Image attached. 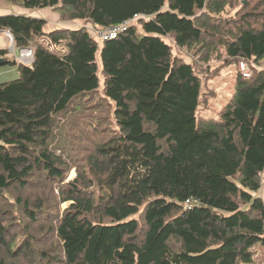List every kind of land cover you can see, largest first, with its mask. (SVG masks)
<instances>
[{
  "label": "trees",
  "instance_id": "1",
  "mask_svg": "<svg viewBox=\"0 0 264 264\" xmlns=\"http://www.w3.org/2000/svg\"><path fill=\"white\" fill-rule=\"evenodd\" d=\"M10 1L131 23L100 45L87 24L0 15L34 52L26 65L0 47L20 71L0 83V264H264V0ZM166 38L200 64L254 65L218 118L198 117L202 80ZM98 52L89 108L111 109L86 118Z\"/></svg>",
  "mask_w": 264,
  "mask_h": 264
},
{
  "label": "rangeland",
  "instance_id": "2",
  "mask_svg": "<svg viewBox=\"0 0 264 264\" xmlns=\"http://www.w3.org/2000/svg\"><path fill=\"white\" fill-rule=\"evenodd\" d=\"M168 7V3L166 4V8ZM52 11L55 12L59 19L57 20V24H61L58 26H53L51 28L49 20H50V15L46 14V16L41 17L45 18L48 20V27L47 30L55 29L57 27H67V28H72L76 26H81L84 24H87L88 28L90 29L91 34L98 40V42L101 45V42L103 40L101 39L100 35L102 32V28L98 27L96 28L92 23H88L87 21H83L80 23V21H66V20H61L60 14L52 8ZM136 21V20H135ZM9 30H3L0 33V46L1 48L7 49L8 55L12 58L15 59L18 63H23L26 65H29L32 63V61H25V60H20L19 55H20V49L14 46V49H11L9 42L4 40V36ZM6 38V36H5ZM166 42L169 44L173 45V55L175 56H183V58L187 62H194L195 67H196V73L199 75V77L202 80V89H201V97H200V103L198 106L197 114L199 118H218L221 109L225 106L227 103L229 97H231L235 91V80H236V74L239 70V62L238 65L236 66L233 63H228L225 62L224 59L218 60L214 59L210 62H205L204 64H200V61L197 59H192L191 55L188 53H185L181 51L172 41L171 38H166ZM37 42L40 44H43L45 47L50 49L53 52L60 53L61 51H64L66 49L65 43L62 42L60 43H54L50 37L43 35L40 37H37ZM15 45V42H14ZM98 62L100 64V78H101V87L100 90L97 92V95L95 96L94 100L90 101H85V97L82 102L83 107L82 111L83 114L86 115L87 117H105V113L107 111H110L111 107L107 106L105 108H102L100 111H98L95 108L96 112L91 111L89 108V105H92L93 102L99 101L100 99L103 98L102 95V89H103V84H104V75L101 73V57L98 52ZM247 66L252 70L254 65L251 63L247 62ZM252 75V74H251ZM20 77V71L18 70L17 65H0V83L9 81V80H14ZM79 110V109H78ZM81 111L79 110L78 113H76L74 116H66L65 118L62 119L61 125L62 130L66 128L67 126L71 127H77L75 124H78L80 122H75L73 118L75 116H78ZM96 119V118H95ZM76 130V128H75ZM75 175V172L72 171L70 178H73ZM264 178V177H263ZM258 194V193H257ZM68 204H63L62 207L66 208ZM262 246H258V250L261 249ZM259 253V252H258ZM257 253V257L259 258Z\"/></svg>",
  "mask_w": 264,
  "mask_h": 264
},
{
  "label": "built area",
  "instance_id": "3",
  "mask_svg": "<svg viewBox=\"0 0 264 264\" xmlns=\"http://www.w3.org/2000/svg\"><path fill=\"white\" fill-rule=\"evenodd\" d=\"M131 21H125L123 24H119L113 27L104 28L101 32V39L103 41L116 38L122 31H125L126 28L130 25ZM6 40L9 42L11 49H14V37L10 31H7L5 34ZM20 60H25L27 62L33 61L34 52L33 48H21L20 49ZM239 70L245 77H250L252 74V70L247 66V61L241 60L239 61ZM192 200H187L186 205L189 206Z\"/></svg>",
  "mask_w": 264,
  "mask_h": 264
},
{
  "label": "crops",
  "instance_id": "4",
  "mask_svg": "<svg viewBox=\"0 0 264 264\" xmlns=\"http://www.w3.org/2000/svg\"><path fill=\"white\" fill-rule=\"evenodd\" d=\"M7 13H17V14H27V15L29 14V15H33V16H37V17H44V16H46V14H49L50 15L49 23H50L51 28L53 26L61 25V24L56 23L57 20L59 19V17L55 12L52 11V8L29 9V8L23 7L19 3H12L10 0H0V15L1 14H7ZM45 18H47V17H45ZM4 40L6 41L5 36H4ZM263 177H264V173H263ZM258 195H260L264 200V180H263V186H262L261 190L258 191ZM258 252H259L258 253L259 258L264 263V247L259 249Z\"/></svg>",
  "mask_w": 264,
  "mask_h": 264
},
{
  "label": "water",
  "instance_id": "5",
  "mask_svg": "<svg viewBox=\"0 0 264 264\" xmlns=\"http://www.w3.org/2000/svg\"><path fill=\"white\" fill-rule=\"evenodd\" d=\"M4 61L0 58V65H3Z\"/></svg>",
  "mask_w": 264,
  "mask_h": 264
}]
</instances>
